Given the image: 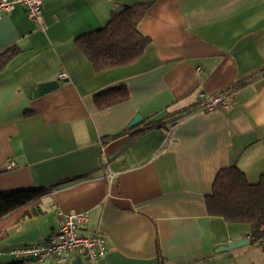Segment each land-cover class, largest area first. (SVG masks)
I'll use <instances>...</instances> for the list:
<instances>
[{
  "label": "crops",
  "instance_id": "obj_1",
  "mask_svg": "<svg viewBox=\"0 0 264 264\" xmlns=\"http://www.w3.org/2000/svg\"><path fill=\"white\" fill-rule=\"evenodd\" d=\"M138 2L151 3L143 55L96 71L74 39ZM13 46L21 52L0 71V191L52 189L39 214L11 219L0 264H160L158 252L165 264H264L261 245L251 256L250 225L209 215L206 203L221 168L237 165L250 181L264 172V0H46L41 23L17 5L0 15V53ZM121 84L129 98L99 109L95 94ZM229 88L228 108L197 109L199 92ZM138 115L166 125L120 133ZM70 211L89 213L81 232L105 237L104 257L10 252L49 238Z\"/></svg>",
  "mask_w": 264,
  "mask_h": 264
},
{
  "label": "trees",
  "instance_id": "obj_2",
  "mask_svg": "<svg viewBox=\"0 0 264 264\" xmlns=\"http://www.w3.org/2000/svg\"><path fill=\"white\" fill-rule=\"evenodd\" d=\"M150 6V2L118 6L111 12L104 26L74 39L96 71L130 65L143 55L151 38L140 30L139 25ZM20 52L17 46H13L0 53V71ZM128 98L127 86L121 84L95 94V103L99 109H105ZM165 125L160 121H144L139 126L126 128L120 133L129 132L136 138L148 130ZM117 135L107 138L112 139ZM51 189L52 187H29L0 191V240L7 234V227L12 220L39 214V204ZM206 203L209 215L222 217L228 222L249 224L250 242L257 243L264 249V172L260 174L258 181L251 182L237 165L221 168L214 178L211 193L206 196ZM158 257L160 264L166 263L167 258L161 252H158Z\"/></svg>",
  "mask_w": 264,
  "mask_h": 264
},
{
  "label": "built area",
  "instance_id": "obj_3",
  "mask_svg": "<svg viewBox=\"0 0 264 264\" xmlns=\"http://www.w3.org/2000/svg\"><path fill=\"white\" fill-rule=\"evenodd\" d=\"M46 0H0V15L12 12L17 5L26 7L35 22H42L43 5ZM67 74L61 73L60 78ZM234 90L225 89L213 94L199 92L197 109L211 111L230 106ZM9 168L16 166V161L7 160ZM112 175V174H111ZM89 220L88 212L70 211L61 215V223L49 238L13 247L10 252L19 259H33L41 262L48 257H57L62 262L69 261L74 252L81 251L90 260L104 257L109 248L106 239L99 233H83L81 227Z\"/></svg>",
  "mask_w": 264,
  "mask_h": 264
},
{
  "label": "water",
  "instance_id": "obj_4",
  "mask_svg": "<svg viewBox=\"0 0 264 264\" xmlns=\"http://www.w3.org/2000/svg\"><path fill=\"white\" fill-rule=\"evenodd\" d=\"M59 86V81L58 80H49V81H45V82H41L39 83L35 89L33 90V95L35 97L43 95L49 91H51L52 89H55ZM142 118L141 116H136L134 118V120L131 122V124L128 126V128H132L137 126L139 123H141ZM248 242V239H242V240H237V241H232V242H228L227 244H225L223 246V249H231V248H235L240 246L243 243Z\"/></svg>",
  "mask_w": 264,
  "mask_h": 264
},
{
  "label": "rangeland",
  "instance_id": "obj_5",
  "mask_svg": "<svg viewBox=\"0 0 264 264\" xmlns=\"http://www.w3.org/2000/svg\"><path fill=\"white\" fill-rule=\"evenodd\" d=\"M252 182H256L258 181L257 178H251ZM250 249L252 250L251 256H255L258 252H260V250H262V247L257 244V243H252L251 245H249ZM247 247V248H249ZM252 262H250V264H252Z\"/></svg>",
  "mask_w": 264,
  "mask_h": 264
}]
</instances>
